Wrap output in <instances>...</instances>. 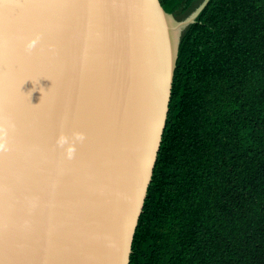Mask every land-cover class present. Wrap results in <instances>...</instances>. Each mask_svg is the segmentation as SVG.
Here are the masks:
<instances>
[{
  "label": "water",
  "instance_id": "obj_1",
  "mask_svg": "<svg viewBox=\"0 0 264 264\" xmlns=\"http://www.w3.org/2000/svg\"><path fill=\"white\" fill-rule=\"evenodd\" d=\"M207 1L177 19L159 0H0V264H128L180 35ZM74 128L68 156L55 137Z\"/></svg>",
  "mask_w": 264,
  "mask_h": 264
},
{
  "label": "trees",
  "instance_id": "obj_2",
  "mask_svg": "<svg viewBox=\"0 0 264 264\" xmlns=\"http://www.w3.org/2000/svg\"><path fill=\"white\" fill-rule=\"evenodd\" d=\"M128 264H264V0H208L182 30Z\"/></svg>",
  "mask_w": 264,
  "mask_h": 264
},
{
  "label": "clouds",
  "instance_id": "obj_3",
  "mask_svg": "<svg viewBox=\"0 0 264 264\" xmlns=\"http://www.w3.org/2000/svg\"><path fill=\"white\" fill-rule=\"evenodd\" d=\"M36 39L37 37L35 36L29 37L25 41V47L31 48L36 43ZM3 135L4 131L2 128H0V148H3L5 146L4 141L2 139ZM83 135L84 133L77 128L72 129L70 134L61 130L56 134L55 142L57 145L62 146L64 148L66 155L71 156L75 146V141L82 139Z\"/></svg>",
  "mask_w": 264,
  "mask_h": 264
},
{
  "label": "rangeland",
  "instance_id": "obj_4",
  "mask_svg": "<svg viewBox=\"0 0 264 264\" xmlns=\"http://www.w3.org/2000/svg\"><path fill=\"white\" fill-rule=\"evenodd\" d=\"M177 18V17H176ZM178 19V18H177Z\"/></svg>",
  "mask_w": 264,
  "mask_h": 264
}]
</instances>
